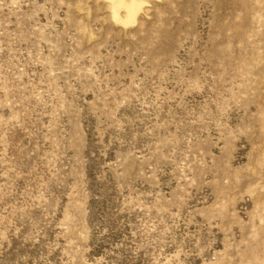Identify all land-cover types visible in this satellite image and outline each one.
<instances>
[{"label":"rangeland","instance_id":"374dc122","mask_svg":"<svg viewBox=\"0 0 264 264\" xmlns=\"http://www.w3.org/2000/svg\"><path fill=\"white\" fill-rule=\"evenodd\" d=\"M141 1L0 0V264H264V0Z\"/></svg>","mask_w":264,"mask_h":264},{"label":"bare ground","instance_id":"6f19581e","mask_svg":"<svg viewBox=\"0 0 264 264\" xmlns=\"http://www.w3.org/2000/svg\"><path fill=\"white\" fill-rule=\"evenodd\" d=\"M110 3L113 10V19L124 27L132 26L136 23L138 13L142 9L141 0H106ZM121 12H125L124 16ZM140 15V14H139Z\"/></svg>","mask_w":264,"mask_h":264}]
</instances>
